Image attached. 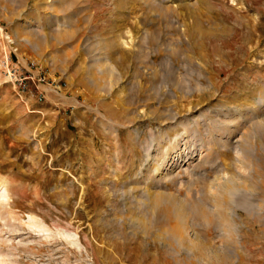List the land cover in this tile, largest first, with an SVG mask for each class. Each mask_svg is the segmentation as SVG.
Wrapping results in <instances>:
<instances>
[{"label": "rangeland", "instance_id": "374dc122", "mask_svg": "<svg viewBox=\"0 0 264 264\" xmlns=\"http://www.w3.org/2000/svg\"><path fill=\"white\" fill-rule=\"evenodd\" d=\"M260 91L264 0H0V264H264Z\"/></svg>", "mask_w": 264, "mask_h": 264}, {"label": "bare ground", "instance_id": "6f19581e", "mask_svg": "<svg viewBox=\"0 0 264 264\" xmlns=\"http://www.w3.org/2000/svg\"><path fill=\"white\" fill-rule=\"evenodd\" d=\"M159 1H166V0H159ZM200 29V28H199ZM220 54V53H219ZM206 61H208L209 63H210V60L208 59V57L206 58ZM208 64V63H207ZM110 67V66H109ZM262 89V88H261ZM260 89V90H261ZM260 92H262V94L260 95V97H259V101H258V111H256V107H257V105H254V107H253V109H252V111L255 113H264V91H260ZM254 102V101H253ZM259 114H257L258 116H260ZM254 116V115H253ZM261 121V120H260ZM262 122V121H261ZM249 123V122H248ZM259 123V121L258 120H256V122H255V124H251V126H250V129H248L249 131L247 132V133H245V134H243V136H242V138H241V141H240V148L242 149V151H243V153L242 154H244V156L242 155L241 157H244V160L242 159V158H240V159H242L241 161L243 162L242 164H243V166H247V167H251L250 165H251V160H252V156L254 155V156H256L257 155V150H258V148H259V145L260 144H262V143H260V144H258V141H260V138L258 137V134H259V132H257L256 130H255V125H257ZM263 124V125H262ZM261 125H262V128L264 127V123H262ZM258 126V125H257ZM260 126V125H259ZM258 126V127H259ZM259 129V128H258ZM260 130L261 131H263L264 132V130H262L261 129V126H260ZM257 132V133H256ZM177 136V135H176ZM260 136V135H259ZM261 137V136H260ZM177 138V137H176ZM262 139V138H261ZM177 141H178V139H176ZM261 142H262V140H261ZM228 144V143H227ZM179 145V144H178ZM175 147H177V144L175 145ZM258 147V148H257ZM260 149V148H259ZM177 152V151H176ZM257 152V153H256ZM256 154V155H255ZM167 156H168V154H167ZM162 157V156H161ZM169 158V157H168ZM166 159H167V157H166V154H165V157H162L161 158V160H162V162L161 163H159V162H157L158 164H157V166H156V168H155V170H158V171H160V165L161 166H163V164H164V162L166 161ZM160 160V161H161ZM157 161V160H156ZM240 162V161H239ZM235 174L233 173V175H231L230 177H228L223 183H221L219 186H218V188H217V195H215L214 197L216 198V200H217V204L218 203H223V200H225L226 202L227 201H229L228 199H230V201H231V199H232V201L233 202H235V201H237V199H238V194H240V191H241V189H243V186H242V184H238L233 178H235V177H233ZM4 181V180H3ZM245 186H247V184L245 185ZM244 186V187H245ZM3 187H5V186H3ZM249 187V186H248ZM251 188H253V186H251ZM245 189H248V190H250L249 188H247V187H245L244 188V190ZM247 190V191H248ZM4 195H7V194H4ZM242 195V194H241ZM151 196V195H150ZM5 197V196H4ZM242 197V196H241ZM245 198V197H244ZM241 199H243V197L241 198ZM240 199V200H241ZM240 200H239V202H240ZM246 201V200H245ZM238 202V201H237ZM236 203V202H235ZM199 210L203 213V214H206V209H205V207L203 206V205H201L200 203H199ZM180 213V212H179ZM178 227V226H177ZM172 234L174 235V238H175V240L178 242V243H180V245H186V244H183V236L182 235H180L179 234V231L177 230V229H172ZM207 249H209V245H205V246H203V244L202 243H200V242H196V243H192V245H190V246H188V248H190L191 250V252L193 251V250H195V249H197L198 250V253L200 254V250H201V255L203 254V255H209L210 253H212V252H210V250L212 249H210V250H207ZM179 251V250H178ZM194 254H196L195 253V251H194ZM214 256H218L217 254H215ZM195 257H198V256H195ZM221 257V256H220Z\"/></svg>", "mask_w": 264, "mask_h": 264}, {"label": "built area", "instance_id": "2783aa9c", "mask_svg": "<svg viewBox=\"0 0 264 264\" xmlns=\"http://www.w3.org/2000/svg\"><path fill=\"white\" fill-rule=\"evenodd\" d=\"M32 64H33V66H36V64L34 63V62H32ZM26 78V77H25ZM24 78V79H25ZM26 89V87L25 86H23V90H25Z\"/></svg>", "mask_w": 264, "mask_h": 264}]
</instances>
